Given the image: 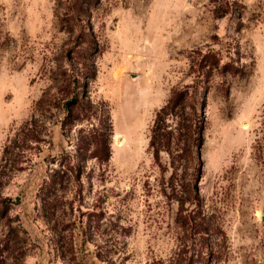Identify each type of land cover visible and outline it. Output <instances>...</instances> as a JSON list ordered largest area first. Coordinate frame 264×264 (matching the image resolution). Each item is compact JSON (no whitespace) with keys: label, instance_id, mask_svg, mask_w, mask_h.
Wrapping results in <instances>:
<instances>
[{"label":"rangeland","instance_id":"1","mask_svg":"<svg viewBox=\"0 0 264 264\" xmlns=\"http://www.w3.org/2000/svg\"><path fill=\"white\" fill-rule=\"evenodd\" d=\"M0 264H264V0H0Z\"/></svg>","mask_w":264,"mask_h":264},{"label":"trees","instance_id":"2","mask_svg":"<svg viewBox=\"0 0 264 264\" xmlns=\"http://www.w3.org/2000/svg\"><path fill=\"white\" fill-rule=\"evenodd\" d=\"M68 56L69 58H72L70 53H68ZM90 57H91L90 63L89 65H86L85 71L81 74L80 73L77 74V77H74V79H72L74 75L67 74L66 71H62L60 77L59 75H57V77H53L55 81L62 82V84L60 85L61 87H60L58 94H62V95L64 94L63 96L65 97H62L60 99V102H59V97L56 95H53L51 93V90L47 92L45 91L43 96L37 101L36 109L47 112L50 109H54V108L58 109L61 103H63L62 104L63 110L66 112L64 119H69L70 117H72L74 113V108H76L77 105H80L81 93L79 91H76L77 87L78 86L88 87L89 82L95 79L96 74H97V71L94 65L93 54H90ZM79 75H83L84 79L86 80V82H84V84L82 85H79L80 84ZM73 84H76V85L74 86ZM71 93H74V94L71 95ZM69 95H71V97H69ZM181 99H182L181 94L177 91H173V96L171 97L168 104L164 108H162V110L158 113L157 119L155 121V127L153 129L152 139H151L152 145H154L156 141L155 139L158 136L157 130L159 129V122H160L162 113L163 112L165 113L166 111H169V110H174L176 106H178ZM61 100L63 102H61ZM106 114H107V117L110 119L109 112L106 111ZM38 123H39V119L33 116L31 117V120H28L25 124H23V126L15 133L14 139H10L11 142L6 144L5 149H4V154L10 152L11 147L14 145L12 143L13 141L15 143L17 141L18 142L23 141L24 143L28 144L32 140L39 139L40 130H39ZM102 137L103 138L101 140V143H99L100 146L98 145L97 151L94 156H96L100 162H108L111 157V151H110V146H109V141H108L109 137L106 134L104 135L102 134ZM158 155H159V149H157L156 151V156ZM7 200L8 199H4L2 201L4 205L7 204L6 203ZM194 219H197V218H194ZM205 220H206L205 217L200 218V221H198L194 225L195 228L199 230L198 232H208L209 230L208 227H205L204 225Z\"/></svg>","mask_w":264,"mask_h":264},{"label":"bare ground","instance_id":"3","mask_svg":"<svg viewBox=\"0 0 264 264\" xmlns=\"http://www.w3.org/2000/svg\"><path fill=\"white\" fill-rule=\"evenodd\" d=\"M126 140H125V138H121V139H119L118 140V147H122L123 145H124V142H125Z\"/></svg>","mask_w":264,"mask_h":264}]
</instances>
